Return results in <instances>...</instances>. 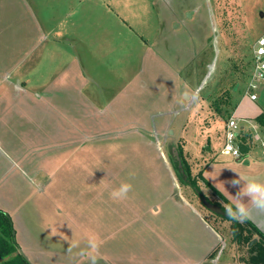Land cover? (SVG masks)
Here are the masks:
<instances>
[{
	"label": "crops",
	"instance_id": "1",
	"mask_svg": "<svg viewBox=\"0 0 264 264\" xmlns=\"http://www.w3.org/2000/svg\"><path fill=\"white\" fill-rule=\"evenodd\" d=\"M159 14L154 0H0V209L11 217L16 241L31 264L47 261L29 205L51 190L54 177L65 168L63 157L78 158L74 171L79 170V180L83 150L90 142L133 138L146 144L136 152L151 154L160 166L162 142L173 124L178 126L174 134L181 129L186 108L178 101L187 85L184 70L194 58L172 60V41L160 39L166 25ZM187 43L195 45L192 37ZM257 99L247 94L234 111L249 147L243 158L222 154V147L209 150L200 169L227 202L219 183L232 195L238 190L229 183L237 178L230 168L264 179V150L255 151L258 144L264 149V128L255 121L264 109L255 104ZM125 168L146 171L135 162ZM180 193L174 195L178 201ZM209 193L211 200L225 202ZM182 204L192 219L187 229L193 243L179 248V242L169 239L160 253L169 264H207L225 236L193 202L183 199ZM148 212L156 215L151 208ZM250 222L264 234V221ZM160 229L161 238L165 225ZM107 248L111 252V244ZM106 258L107 264L124 263Z\"/></svg>",
	"mask_w": 264,
	"mask_h": 264
},
{
	"label": "rangeland",
	"instance_id": "2",
	"mask_svg": "<svg viewBox=\"0 0 264 264\" xmlns=\"http://www.w3.org/2000/svg\"><path fill=\"white\" fill-rule=\"evenodd\" d=\"M154 1L166 25V35L160 39L172 41V60L194 58L184 70L187 82L184 93L196 91L199 103L184 110L186 119L177 134H174L176 123L168 132L166 143L162 142L161 154L165 160L160 166L151 154L142 149L136 152L138 148H146V144L133 138L124 142L114 138L90 142L83 150L79 180L76 179L79 170L74 171L78 158L63 157L65 168L54 177L51 190L29 205V216L37 219V230L41 232L37 241L46 249L45 264H86V258L79 253L86 249L89 238H95L105 259H123V264H169L165 253L160 252L170 241L179 242V248L191 247L193 243L188 236L192 230L187 229L192 219L184 209L183 199L189 204L193 202L205 219L225 236L224 243L209 256L207 264H237L239 257L245 256L244 249L232 243L231 223L212 215L190 188H183L178 181L176 184L168 153L181 148L192 175L196 176L201 173L207 151L221 149V128L234 117L238 101L248 94L254 45L264 34V0ZM175 19L176 25H181L179 30L171 25ZM144 20L147 21L145 17ZM191 37L195 45L187 43ZM199 45L205 47L195 54ZM223 91H229L231 99L218 112L215 100ZM256 94L255 104L264 109V83ZM126 148V152L118 151ZM263 150L259 144L255 148L257 152ZM134 162L144 165L146 171L129 172L125 167ZM129 173L134 176L130 177ZM122 181H129L133 189L127 199L113 200L110 192ZM199 183L209 195V189ZM178 189L183 198L180 201L174 196ZM150 208L156 215L148 212ZM164 225L166 229L160 238L157 233ZM71 244L79 246L68 253ZM109 244L111 252H107ZM98 264L107 261L100 260Z\"/></svg>",
	"mask_w": 264,
	"mask_h": 264
},
{
	"label": "trees",
	"instance_id": "3",
	"mask_svg": "<svg viewBox=\"0 0 264 264\" xmlns=\"http://www.w3.org/2000/svg\"><path fill=\"white\" fill-rule=\"evenodd\" d=\"M231 96L229 91H223L220 97H217L215 109L219 112L221 105L230 100ZM221 112V111H220ZM255 121L264 128V113L256 117ZM179 160L175 156H171L170 161L174 172L176 174L177 181L180 186L190 188L195 195L199 198L204 196L209 202L223 208L224 203H228L224 200L223 196L204 178L203 171L193 176L191 169L186 159L183 157V151L181 148L177 149ZM209 189L212 194L218 195L220 200H211L209 196L203 191V187H200V183ZM201 202V200H200ZM202 203V202H201ZM203 205V204H202ZM210 212V211H209ZM211 213V212H210ZM225 221L231 223V240L236 244L240 250L245 251V256H240L238 261L247 264H264V234L261 233L250 221L245 223H237L231 221L225 215H216L211 213ZM215 228L214 226H212ZM216 229V228H215ZM217 230V229H216ZM0 264H30L20 252L19 245L15 238V229L13 221L8 213L0 209Z\"/></svg>",
	"mask_w": 264,
	"mask_h": 264
},
{
	"label": "clouds",
	"instance_id": "4",
	"mask_svg": "<svg viewBox=\"0 0 264 264\" xmlns=\"http://www.w3.org/2000/svg\"><path fill=\"white\" fill-rule=\"evenodd\" d=\"M251 87H256V84L253 83ZM178 103L183 108H189L199 103L198 93L196 91L189 92L183 95ZM230 169L237 173V178L229 181L233 187L238 188L236 194H230L226 190L224 182L219 183L221 193L226 194L229 200L228 203L223 204L226 216L229 220L237 223L264 221V179L257 176L241 175L235 169ZM129 176H134V173H129ZM132 189L133 185L129 181H122L119 186L111 190L110 196L113 200H125ZM78 246V244H71L67 252L72 253L73 249ZM79 255L86 258V264H98L100 260L106 261L99 252V245L95 238L87 240L86 249L81 250Z\"/></svg>",
	"mask_w": 264,
	"mask_h": 264
},
{
	"label": "built area",
	"instance_id": "5",
	"mask_svg": "<svg viewBox=\"0 0 264 264\" xmlns=\"http://www.w3.org/2000/svg\"><path fill=\"white\" fill-rule=\"evenodd\" d=\"M253 83L256 87H251ZM262 83H264V34L257 39L253 50L252 71L248 86V95L251 100L257 99L256 91ZM223 136L222 154L234 159H242L244 153L241 145L245 146L247 143L243 140L242 127L236 117H231L225 122Z\"/></svg>",
	"mask_w": 264,
	"mask_h": 264
},
{
	"label": "water",
	"instance_id": "6",
	"mask_svg": "<svg viewBox=\"0 0 264 264\" xmlns=\"http://www.w3.org/2000/svg\"><path fill=\"white\" fill-rule=\"evenodd\" d=\"M262 15V13L260 14ZM241 150L243 153L247 152L249 150L248 146H244L241 145ZM173 156H175L178 160H179V156L176 150H173ZM200 200L203 204V206L210 211L213 214L216 215H225V213L221 210V208L215 204H212L211 202H209L204 196H200ZM20 252L22 253V251L20 250ZM23 254V253H22ZM23 256L25 257V259L28 261V259L26 258V256L23 254ZM30 263V262H29ZM31 264V263H30Z\"/></svg>",
	"mask_w": 264,
	"mask_h": 264
}]
</instances>
